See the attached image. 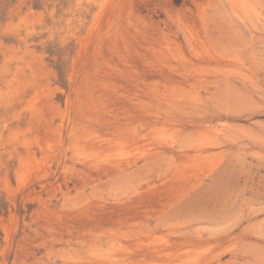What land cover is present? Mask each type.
Masks as SVG:
<instances>
[{"label": "rangeland", "instance_id": "374dc122", "mask_svg": "<svg viewBox=\"0 0 264 264\" xmlns=\"http://www.w3.org/2000/svg\"><path fill=\"white\" fill-rule=\"evenodd\" d=\"M0 264H264V0H0Z\"/></svg>", "mask_w": 264, "mask_h": 264}]
</instances>
